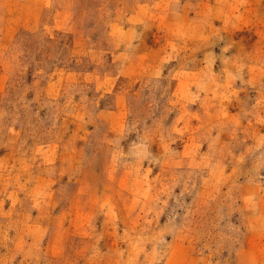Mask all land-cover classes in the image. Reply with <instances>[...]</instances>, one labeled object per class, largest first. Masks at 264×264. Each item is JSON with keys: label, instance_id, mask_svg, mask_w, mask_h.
<instances>
[{"label": "rangeland", "instance_id": "rangeland-1", "mask_svg": "<svg viewBox=\"0 0 264 264\" xmlns=\"http://www.w3.org/2000/svg\"><path fill=\"white\" fill-rule=\"evenodd\" d=\"M0 264H264V0H0Z\"/></svg>", "mask_w": 264, "mask_h": 264}]
</instances>
